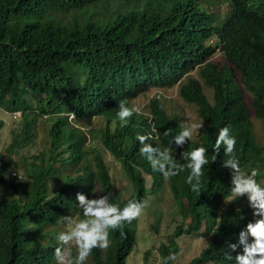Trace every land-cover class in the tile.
Instances as JSON below:
<instances>
[{"label":"trees","instance_id":"1","mask_svg":"<svg viewBox=\"0 0 264 264\" xmlns=\"http://www.w3.org/2000/svg\"><path fill=\"white\" fill-rule=\"evenodd\" d=\"M111 1L0 0V107L22 112L21 129L1 155L0 264H45L40 260L51 226L62 224L60 217L70 211L65 204L75 188L73 169L94 151L93 144H86L87 133L76 125L116 118L123 129L119 146L129 141L139 150L137 134L147 133L118 119L119 102L127 100L132 107L130 101L149 86H171L196 67L217 96L216 106H209L201 81L194 77L181 87L183 98L200 106L206 122L199 140L182 148L172 143L181 120L169 117L154 98L149 107L159 139L148 142L173 148L182 164L187 163L182 152L208 149L201 193H193L189 185L180 190L190 170L166 180L139 154L136 165L132 161L137 157L123 158L119 178L129 180L133 193L124 199L112 184L104 194L123 208L130 200L143 202L149 183L160 188L169 181L182 221L158 248L162 264H174L169 255L182 254L179 237L185 234L209 238L186 264L233 262L224 259L223 249L236 243L255 217L247 196L219 210L228 200L232 175L222 166L228 159L223 146L214 162L213 148L219 129L229 126L241 167L249 173L258 169L257 181L264 186V142L256 138L245 96V91L251 93L256 117L264 124V0ZM218 49L221 58L212 59ZM39 118L45 122V145L27 154L23 151L35 140ZM169 129L171 135L165 136ZM13 169L21 170L22 177L11 178ZM137 223L111 231L109 249L93 250L87 264H126L137 244ZM149 253L144 264H149Z\"/></svg>","mask_w":264,"mask_h":264},{"label":"clouds","instance_id":"2","mask_svg":"<svg viewBox=\"0 0 264 264\" xmlns=\"http://www.w3.org/2000/svg\"><path fill=\"white\" fill-rule=\"evenodd\" d=\"M214 40L215 39H213L212 42ZM218 54L219 56L217 57ZM220 56L221 53L218 49L212 59H218ZM190 77H194L201 81L204 90L203 93L206 96V103L211 107L216 106L217 96H215V90L212 85L206 83L202 79L197 67L185 71V73L171 86H149L145 91L140 92L130 101L132 107L128 106L127 100L119 102V110L117 112L118 119L125 124L130 120L131 124L138 132L147 133V135L137 134L136 139L141 145L139 150L129 141L119 146L123 129L116 118L110 119L109 121H106L102 117L100 119H92L98 122L94 127L95 129H90L93 128L92 126L82 128L76 125L87 133L86 144H93L94 151L86 158L83 165H78L73 169L74 173L72 174L71 180L75 183V188L72 191L71 198L68 199L69 202L65 204V206L70 207V211L65 212L60 217L58 223L62 224L59 226H51L52 236L47 240L45 249L42 253L44 258L40 260L41 263L87 264L93 250L99 249L101 251H106L109 249L111 246V231L120 230L125 223H131L133 220L141 217L146 207L145 202L130 200L121 208L119 205L111 202L110 194H104V189H108L110 185H116V183L120 181V174L123 172L124 168L123 158H130L132 160L133 157H137L132 161V164L136 165L137 159H140L139 154L142 155L150 163L152 169L160 172L166 180L179 175L186 169L190 170L186 181L179 183L183 185L180 190L189 185L193 193H201L204 166L209 163L207 158L208 149L200 146L191 151L182 152L181 158L183 161L187 162L186 164H182L179 163L171 153V151H174L173 148L161 149L159 146H153V144L149 143L148 141L154 138L159 139L158 129L154 120L155 115L149 107V104L154 98H158L162 104V109L165 110L169 117H178L181 120V131L172 137V143H175L178 148H182L191 139L194 141L199 140V138H193V134L205 124L192 123L185 125L181 116L170 115L168 113L159 96H154L142 107L134 104L141 95L146 94L151 88H169L174 84L181 83V90L182 85L187 83ZM206 89H209L210 93H207ZM248 93L251 95L250 92ZM181 97L183 98L182 95ZM185 101L190 103L187 100ZM191 104L197 106V111L200 116V106L197 103ZM252 108L251 104L250 109ZM11 114H13V117L22 118V112L20 111ZM69 117L70 119H74L75 113H70ZM201 119L206 123L202 117ZM90 130L98 131L92 134L89 133ZM164 135H171V130H166ZM222 146L225 155L228 157V159L224 160L222 166L226 169H230L232 175L230 193L227 199L230 202L247 196L249 206L253 209V216L255 217V219L250 221L246 225V228L239 233V240H237L236 243H229L227 248L223 249L224 259L233 261L228 264H264V186L257 181L260 172L258 169L253 168L249 173L241 167V161L237 158L235 152L236 138L231 134L229 126L220 128L218 131L213 148V152L216 154L213 156V162L216 156H219ZM122 149L124 152H122ZM114 151H116V153ZM130 153H133L132 157H130ZM148 178L151 179V176ZM151 185L152 184L149 186L148 184L147 188L152 189ZM165 185H170L169 181H167ZM147 194H145V198ZM174 200L176 202V199ZM183 201L185 202L187 200L184 199ZM222 205L223 203L219 210H222ZM226 208H223V210ZM63 224H65L66 227L63 226ZM232 253L237 254L233 256ZM167 259L175 260V254H170Z\"/></svg>","mask_w":264,"mask_h":264},{"label":"rangeland","instance_id":"3","mask_svg":"<svg viewBox=\"0 0 264 264\" xmlns=\"http://www.w3.org/2000/svg\"><path fill=\"white\" fill-rule=\"evenodd\" d=\"M125 3V0H113L111 5L119 3ZM219 54L217 55V57ZM195 73V72H192ZM181 83L174 84L172 87H155L149 89V91L141 95L134 104L143 106L149 102L154 96H159L163 101L168 113L170 115H179L183 118L184 124L189 125L205 124L198 114L197 106L191 103H187L180 95ZM207 93H210L209 89H206ZM245 96L249 105L251 106V95L246 91ZM252 116L254 122V131L256 138L259 142H264V124L256 117L255 111L252 108ZM21 117H13V114L0 107V121H3V126L0 128V163H2L1 155L5 156L7 147L13 142L16 132L21 129L22 123ZM97 121L92 120L86 122H80L77 126L82 128H88V126L95 127ZM45 122L42 118H39L36 123V136L34 142L25 149V153L30 154L32 152L39 151L43 148L44 140H46V131L44 129ZM202 129V128H201ZM201 129L193 134V138L198 139L201 133ZM22 152V151H21ZM13 157H18V154L13 150ZM17 175H21V170H14ZM11 173V178L13 177ZM6 176L10 174L6 173ZM121 177V174H120ZM264 182V180H263ZM150 186V183H149ZM116 187L122 193L124 199L128 198L133 193V186L129 180H120L116 183ZM175 195L170 185H165L159 189L154 187L147 194L143 202L146 203L145 210L141 217L138 218L136 227L137 244L132 253L127 258L126 264H144L145 255L149 253V264H162L161 257L158 252V248L161 243L168 240V236L175 229L176 225L182 221V217L178 212V207L175 202ZM229 204V200L223 202V208H226ZM246 204V202H245ZM152 224L156 225L153 226ZM63 226L66 227L65 224ZM186 235V236H185ZM179 237V244L181 246L182 254L175 257L174 264H186L195 255L197 256L201 249L209 243V238L195 236L188 237V234Z\"/></svg>","mask_w":264,"mask_h":264},{"label":"built area","instance_id":"4","mask_svg":"<svg viewBox=\"0 0 264 264\" xmlns=\"http://www.w3.org/2000/svg\"><path fill=\"white\" fill-rule=\"evenodd\" d=\"M13 174H16V172H13Z\"/></svg>","mask_w":264,"mask_h":264}]
</instances>
